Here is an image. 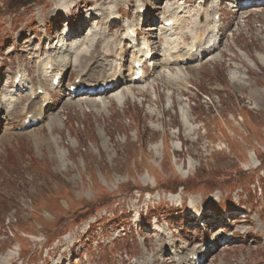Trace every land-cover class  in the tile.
Returning a JSON list of instances; mask_svg holds the SVG:
<instances>
[{
  "label": "rangeland",
  "instance_id": "1",
  "mask_svg": "<svg viewBox=\"0 0 264 264\" xmlns=\"http://www.w3.org/2000/svg\"><path fill=\"white\" fill-rule=\"evenodd\" d=\"M216 1L74 0L55 10L56 0H0L5 264H175L176 251L199 246L197 264H264V5L247 13L252 2L218 0L216 21H200ZM170 13L175 24L163 27ZM216 24L218 47L190 58L193 36ZM65 29L86 54L98 44L104 72L119 71L110 91L67 87L79 59ZM47 61L71 63L59 85ZM232 74L244 78L233 84ZM39 86L53 103L25 127ZM164 242L172 246L159 252Z\"/></svg>",
  "mask_w": 264,
  "mask_h": 264
},
{
  "label": "bare ground",
  "instance_id": "2",
  "mask_svg": "<svg viewBox=\"0 0 264 264\" xmlns=\"http://www.w3.org/2000/svg\"><path fill=\"white\" fill-rule=\"evenodd\" d=\"M237 1H238V3L239 2H242V3L243 2H252V3H250V4H248V5L243 7V11H246L247 13H255V11L258 12V9H259L258 7L264 5V0H237ZM55 3L56 4L53 7L55 10H59V9H67V10H69V7L71 5H73L74 0H56ZM218 6L219 5H218V0H217L216 3H215V7L210 8V10H209V12L207 14L200 15V21L203 19V22L205 24H208L211 20L216 21L214 19V16L219 15L218 14L219 11L217 10ZM36 12L37 13L40 12L39 8L36 9ZM208 14L212 16L211 20L208 19V16H209ZM168 18L171 19L172 23H174L175 20H176V17H175V15L173 13L168 14L166 19H168ZM102 19H103V17H102ZM213 26L214 25H212V28H213ZM216 28L214 30L211 29V28H205L200 33H197V34H195V36H193L192 45H191V48L189 49L190 52H191L190 53L191 54L190 58H192V57L198 58L201 55V53L203 54V52H206V51H208V53H211V52H213L215 50V48L218 47L216 45L219 43L220 40L219 41L218 40L215 41V38H216L215 36L217 35V33L220 30L218 24H216ZM94 31L95 30L89 31L87 33L88 37L90 39H92V36L96 38L95 34L99 30H96L95 33H94ZM213 33H215V34H213ZM63 34L68 36V38L64 39V40H66V42L68 41V43L66 45V49L73 50L75 55H76V58L79 59L78 63L75 65L76 69H74L75 73H74L73 81L71 82V85H69L70 83L67 84V85H69L67 87L70 88L72 86L74 88V91H71V90L70 91L73 92L74 95H77V92L75 90H78L81 85H83L85 87L84 88L85 92L83 94H79V96L80 95H85L86 97H89V96L93 95L92 93H95L97 91H103V92L104 91H110L111 87H113L117 83L120 73H119V71H111L110 73L104 72L103 68L101 67V63L99 62V59H98V57H99V49H98V46H97L98 44H95L94 48L91 51H89L88 54H86V52H82L81 50H79L80 47L78 48V44H77V39L78 38L76 39V37L78 36L77 34L72 33L70 35L69 33H67V29H65ZM159 34H161V32ZM90 39H88V40H90ZM58 41H60L59 38H58ZM170 42H171V40H170ZM194 46H195V50L193 51L192 49H193ZM138 47H139V53L141 55L146 56V57L149 55L150 51H152L149 48L147 42H145V41H143L141 43V45L138 46ZM143 47H145V49ZM50 48H52V47H50ZM54 48H56V47H54ZM47 49H49V48H47ZM178 56H176V57H178ZM246 59H248L251 62V60L248 57ZM134 60L141 61V59L139 58V54H134V55L131 56L129 69L132 68V62ZM149 61H151V60H149ZM65 67L69 68V67H72V65H71V63L69 65L65 64V65H63V68H65ZM63 68L59 69L57 67H54L53 64L51 62H49V61L45 62L44 65H43V70L46 73L47 72H51V71H55V72H53V74L51 76V80L54 77H58L59 78V75L62 76V70H64ZM142 73H144V71ZM70 76H71V74H69L68 78ZM128 76L131 77V74H129ZM22 77L23 76H21V78ZM230 77L233 80V82H232L233 84H238L244 78V77H241V79H240V76H236V74H234V75L232 74V75H230ZM114 79H117V81L113 82ZM20 80L22 81V79H20ZM75 80H76V82H75ZM131 80H132V78H131ZM59 82H60V80H59ZM8 84H9V80H8V77H7V79L5 80V86H8ZM19 84L21 85V82ZM58 85H59V83H58ZM37 88L42 89L43 90V94L37 96V94H36ZM32 93L34 94V98L35 99L37 98V101H36V103H34V104L30 105L29 107H27L26 110L23 112V114L21 113L22 114L21 118L23 120V123L25 122V119L28 116L29 117L26 119V123H32V122H35V121H37L39 119H42L43 116H44V112L47 109V107L44 106V103H45V105L49 104V102L53 103L52 100L49 101L50 91L46 90L45 87H42V86L34 87ZM260 95H261V93H260ZM10 99H11L10 97L6 98L4 103L5 104H6V102L7 103H11ZM16 106H17L16 104L13 105V109ZM169 246L170 247L172 246V245L169 244V242L168 243L167 242L162 243L160 245V247H159V252H163V251H165V249H169ZM185 249H186V252H178V251H176V253H175L176 254L175 255L176 258L173 257L175 259V264H197V262H199V260L201 259V256L203 255L204 246H201V247L199 246V247H196V248L193 247V248H189V249L185 248ZM12 253H8L5 256L4 255L0 256V264H5L7 261H9V259L11 257H13ZM141 264H154V260L152 259L151 256H142Z\"/></svg>",
  "mask_w": 264,
  "mask_h": 264
},
{
  "label": "water",
  "instance_id": "3",
  "mask_svg": "<svg viewBox=\"0 0 264 264\" xmlns=\"http://www.w3.org/2000/svg\"><path fill=\"white\" fill-rule=\"evenodd\" d=\"M28 1H33V0H25V3H27Z\"/></svg>",
  "mask_w": 264,
  "mask_h": 264
}]
</instances>
